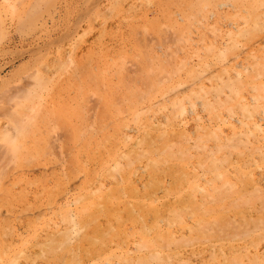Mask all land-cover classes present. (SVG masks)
I'll return each mask as SVG.
<instances>
[{
  "label": "rangeland",
  "instance_id": "rangeland-1",
  "mask_svg": "<svg viewBox=\"0 0 264 264\" xmlns=\"http://www.w3.org/2000/svg\"><path fill=\"white\" fill-rule=\"evenodd\" d=\"M3 3L0 264H251V254L222 248L251 245L246 234L229 235L249 217L213 196L264 174V0H101V16L63 47L73 62L41 92L16 149L3 133L22 111L17 87L33 86L23 80L30 60ZM145 73L152 89L137 85ZM124 90L151 100L119 102ZM177 179L184 193L197 189L191 205L166 196ZM142 184L158 185L157 213ZM96 211L88 227L74 225ZM202 218L225 229L218 235Z\"/></svg>",
  "mask_w": 264,
  "mask_h": 264
},
{
  "label": "bare ground",
  "instance_id": "bare-ground-1",
  "mask_svg": "<svg viewBox=\"0 0 264 264\" xmlns=\"http://www.w3.org/2000/svg\"><path fill=\"white\" fill-rule=\"evenodd\" d=\"M100 4H101V0H4L3 5L8 6L9 17H10V20L12 21V25L15 27V32L18 34L17 37L19 39V43L22 48H25V50L21 51V55L26 54V56L30 60V62L27 65V70H26L27 74L24 76L23 80H25L27 86H31V85L33 86L30 88H23L22 85H19L17 87L16 97L18 99L23 98V101L21 102L19 100L20 102L18 103L21 106L22 111H18L16 113L17 115L15 116L13 115L11 117V122H10V127H9L11 128V131L7 130L6 132L3 133V137H2L4 140H6L5 142L8 145H11L13 147V149H16L18 147V139L20 138V136L24 134L30 122L33 120L35 114L38 111V105H39V101L41 97V92L48 86L49 81L55 78L56 74L63 68V66L66 63L73 62L70 57L68 58V60L64 61L65 59L64 54L66 53L67 49L65 48V53H63V50H64L63 47H65L69 42L71 43V41L75 39L74 35L77 29L83 26L84 23H87L88 25H92L95 22V19L101 16ZM226 5H228V3ZM6 17H8V15H6ZM231 25L232 24H230V26ZM241 32L242 31H240V33ZM248 34L251 36H254L255 32L251 31ZM7 35H8V32L5 27L4 17L0 15V41L3 38L7 37ZM52 55L53 57L51 58ZM53 62H54V65L52 66ZM241 66H243V64H241L240 66L238 64L239 68ZM248 67L249 65L246 68ZM135 70L136 72L137 71L145 72L146 69L143 68V66L138 64V67H136ZM43 73H45V75ZM149 78H151V75L145 73L144 75H142L141 78L137 80V85L141 87L140 89H143L144 87L148 89H152L154 87L153 83H150V84L148 83ZM235 86H238V85H235ZM149 97H150L149 92L143 94L141 92H134L132 90L130 91L124 90L118 96V100L119 102H123L127 104H134V105L147 104L151 100V98ZM12 99L13 98H11L10 100L11 102H12ZM253 101L254 100H252V102ZM197 102L199 103L200 101L197 100ZM187 103H190L189 100L187 101ZM200 103H199V106L201 108L203 104H200ZM202 103L205 104V102H202ZM189 109H191V107ZM205 109H206V106H205ZM261 119L264 120V116ZM238 123L241 124V122H238ZM193 135H194V132H193ZM215 146H213L214 149L217 148ZM245 149H248V148H245ZM154 172H155V167H153L150 171H145L144 173L148 174V176H152L155 174ZM141 177L143 178L144 176H141ZM179 181L180 180L177 179L175 181V186H170V188L168 189V192L166 193V196L167 197L173 196L177 198L176 203L178 205H181V206L191 205L192 202H194L192 200V196L194 197L196 195L195 191L197 189L194 187L192 188L187 187L188 191L184 193L183 192L184 187L180 188ZM139 182H141V178L139 179ZM67 183L69 184L70 180H68ZM142 187L144 188L145 192H144V195H142L141 197L146 198L147 200L150 199L152 203H155L156 204L155 207H150V211L157 213L158 212L157 206H158L159 200L157 197L154 196V193H156L158 189V185L154 184V185L146 186L142 184ZM160 191L163 192L162 188ZM115 193H116L115 190H111L110 192L106 193V197H112L115 195ZM206 197H208V195H206ZM228 198H230V202L228 203L230 210L235 215L244 214V217H249V219H245V221L242 222L241 225H234L233 227L234 230H230L229 235L230 237L234 238L236 236H243L242 234H246L244 237L251 238V242H250L251 245L244 244L243 246H236V245L222 246V248L225 251H233V252L245 251L246 254H251L249 256L251 259V264H264V174L261 173L259 174V176L253 177V178H250L248 175L241 176V178L239 179L237 178L235 183H232L226 191H220L217 193V195L213 196V201L214 203L221 205L223 202H226L225 200ZM201 200L204 201V199H200V201ZM162 204L164 205L166 203L162 202ZM241 208H244V209H241ZM179 210H180V207H179ZM214 211L215 210L212 207H206L205 209V212H214ZM98 216H100L99 211L86 214L80 219V221L75 222L74 225L80 224L79 225L80 227H88L91 221H93L94 219H98ZM89 217H92V218L89 219ZM139 220L140 222L137 220L136 221L140 224L144 223L147 221V216H145L144 214H140ZM198 223L201 225L203 224L204 228L209 227V228L216 229L215 233L218 235H221L220 230L225 229L222 226L217 229L214 226L213 222H210V221L207 222L203 218L200 219ZM217 225H220V223H218ZM241 226H243V229H240ZM143 227H145V225H143ZM177 231H180V230L178 229ZM69 239H71L70 230H69V233L67 232L62 237H60V239L58 240V243L61 245L65 244L66 240H69ZM151 250L156 251V248L154 246L147 248V251H151Z\"/></svg>",
  "mask_w": 264,
  "mask_h": 264
}]
</instances>
